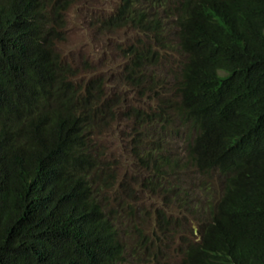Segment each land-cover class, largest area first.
<instances>
[{
    "label": "trees",
    "instance_id": "trees-1",
    "mask_svg": "<svg viewBox=\"0 0 264 264\" xmlns=\"http://www.w3.org/2000/svg\"><path fill=\"white\" fill-rule=\"evenodd\" d=\"M112 3L106 73L61 49L88 0H0V264H158L182 224L176 264H264V0Z\"/></svg>",
    "mask_w": 264,
    "mask_h": 264
},
{
    "label": "rangeland",
    "instance_id": "rangeland-1",
    "mask_svg": "<svg viewBox=\"0 0 264 264\" xmlns=\"http://www.w3.org/2000/svg\"><path fill=\"white\" fill-rule=\"evenodd\" d=\"M112 6V0H88L86 6L77 5L70 11L66 38L61 48L67 57H74L77 64L81 56L86 60L91 59V61H95L98 64L100 63V60L105 59L106 66H103L104 72L107 73L108 69H111V71L115 73L118 71L121 62L116 59L117 54L112 45L114 40H109L107 35L106 37H98L89 27L93 16L96 15L98 18L101 17L104 13L110 11ZM96 63L94 64L95 66H97ZM101 141L106 146L108 145L110 147V153L114 155L112 159L116 157L121 161L126 158L123 154L124 145H122L116 137H110L107 135ZM182 145L183 142L180 138L176 137L173 139L169 146L171 154L178 158H183L184 152ZM192 183V190H196L195 186L198 185L197 177L189 174L186 177L185 184H187V187H190ZM188 231L189 228H186L182 224L181 227L177 229V234L172 236L173 239L171 237L169 238L172 240L164 241L165 243H163L162 247L163 250L161 254H159L160 257L158 258V264H176L180 262L181 258L179 254H177V250ZM131 261L133 262V258L130 259L128 257V262L126 264H130L129 262Z\"/></svg>",
    "mask_w": 264,
    "mask_h": 264
}]
</instances>
